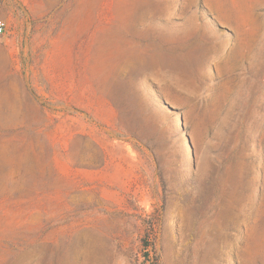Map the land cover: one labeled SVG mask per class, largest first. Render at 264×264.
Here are the masks:
<instances>
[{"label": "rangeland", "instance_id": "rangeland-1", "mask_svg": "<svg viewBox=\"0 0 264 264\" xmlns=\"http://www.w3.org/2000/svg\"><path fill=\"white\" fill-rule=\"evenodd\" d=\"M0 22V264H264V0Z\"/></svg>", "mask_w": 264, "mask_h": 264}, {"label": "built area", "instance_id": "built-area-1", "mask_svg": "<svg viewBox=\"0 0 264 264\" xmlns=\"http://www.w3.org/2000/svg\"><path fill=\"white\" fill-rule=\"evenodd\" d=\"M5 28V23L0 22V31L2 32Z\"/></svg>", "mask_w": 264, "mask_h": 264}]
</instances>
